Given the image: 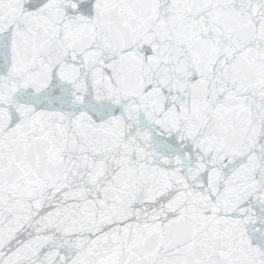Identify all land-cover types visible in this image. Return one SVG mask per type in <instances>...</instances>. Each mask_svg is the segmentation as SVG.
Masks as SVG:
<instances>
[{
	"label": "snow or ice",
	"instance_id": "snow-or-ice-1",
	"mask_svg": "<svg viewBox=\"0 0 264 264\" xmlns=\"http://www.w3.org/2000/svg\"><path fill=\"white\" fill-rule=\"evenodd\" d=\"M0 264H264V0H0Z\"/></svg>",
	"mask_w": 264,
	"mask_h": 264
}]
</instances>
